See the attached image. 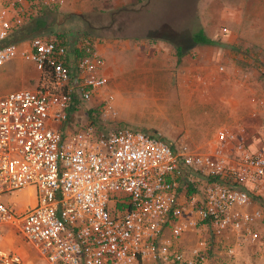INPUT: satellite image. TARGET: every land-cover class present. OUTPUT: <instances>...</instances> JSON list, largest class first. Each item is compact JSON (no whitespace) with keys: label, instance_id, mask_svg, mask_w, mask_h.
Instances as JSON below:
<instances>
[{"label":"built area","instance_id":"2783aa9c","mask_svg":"<svg viewBox=\"0 0 264 264\" xmlns=\"http://www.w3.org/2000/svg\"><path fill=\"white\" fill-rule=\"evenodd\" d=\"M61 2L0 0V65L19 57L47 79L0 95V193H34L20 208L0 202V227L15 228L48 264H211L213 241L229 260L255 244L264 236V135L220 126L200 151L121 127L46 125L66 123L67 111L105 84L89 46L76 56L53 36L4 43L13 27ZM254 100L264 112V89ZM111 101L105 94L104 115H114ZM199 231L205 237L186 243ZM0 264L36 262L11 242L0 245Z\"/></svg>","mask_w":264,"mask_h":264},{"label":"rangeland","instance_id":"374dc122","mask_svg":"<svg viewBox=\"0 0 264 264\" xmlns=\"http://www.w3.org/2000/svg\"><path fill=\"white\" fill-rule=\"evenodd\" d=\"M236 1L239 0H88L83 2V7L91 8L90 12L82 14L62 11L63 0L60 6L43 8L41 12L46 11L50 22L46 25L48 31L35 36L59 34L62 38L72 37L74 41L75 36L83 38L82 31H87L91 40L89 46L103 60L105 84L89 101L73 109L79 110L75 118L76 129L92 121L98 131L114 127L138 130L157 135L164 142L182 139L190 148L204 151L218 127L249 125L251 120L246 112L257 89L264 87V68L252 62L249 64L252 69H245L235 63L229 69L228 79L221 60L226 56L225 51L201 55L190 52L191 36L198 29L220 45L225 37L230 38L236 32L250 41L257 39L258 33L250 22L259 17L255 16L257 11L248 9L249 0H240L247 9L243 10L239 25L227 14ZM252 1L263 4L262 0ZM36 15L38 13L33 14ZM29 20H23L11 32L18 27L26 29ZM29 38L15 42L23 43ZM79 41L82 43L83 39ZM176 45L182 52L179 58L175 53ZM220 65L221 70L218 69ZM252 71L254 73H250ZM0 74V95L47 82L31 61L19 57L4 61L0 65ZM248 80L252 81V87L249 84L248 88ZM239 81H243L246 87L243 94L235 97ZM107 93L112 95L114 115L103 114V98ZM234 98L239 99L236 109H233ZM45 123L68 132L63 122L49 117ZM31 196L34 193L27 189L25 193L22 190L4 191L0 193V202H14L15 207L20 208ZM257 202L264 208V193ZM11 228L0 227V245L12 242L29 260L48 264L15 228ZM200 236L204 233H187L184 240L189 243ZM208 240L212 242L211 237ZM212 245L211 264H244V259L254 260L247 252L251 244H243L237 249L232 260L222 254L217 256L214 241ZM263 254L264 250L262 257ZM262 257L257 260L260 261L258 264H261ZM222 258L227 261H221Z\"/></svg>","mask_w":264,"mask_h":264},{"label":"crops","instance_id":"0c3cea01","mask_svg":"<svg viewBox=\"0 0 264 264\" xmlns=\"http://www.w3.org/2000/svg\"><path fill=\"white\" fill-rule=\"evenodd\" d=\"M88 1V0H63V6L60 7V9L64 12L69 13H76V14H82V13H89L91 8H86L83 7V2ZM65 2V3H64ZM263 4L259 5L256 1L249 0V3H247L248 9L252 11H257L256 17H259V19H255L254 22H250L255 30L257 32L258 37L257 39H253V41H250V38H244V35H242L239 31V33H233L232 37L227 38L225 37L224 41L220 42L221 46H214V45H208V44H194L190 47V52L195 51L198 55L209 53H216V52H222L225 51L223 54L226 56H222L221 60L222 63L225 65V75H228L227 78L229 79L230 73L229 69L232 66H235V63H238L237 67H243L245 69H252L251 64L254 62L257 66H261L264 68V0H262ZM61 4V5H62ZM245 5V6H244ZM60 6V5H59ZM247 9L246 4L244 2L236 1V4L233 5V7H230L229 14L230 19L233 20V22L237 25L241 23V16L243 15V10ZM42 10L37 11L36 13L40 14ZM46 13V11H44ZM226 14V15H227ZM34 17L33 15H31ZM82 36L86 38H76V36L73 38L75 39L72 41V37L70 38H62L65 39L64 42L67 44L68 49L71 54H75L76 56H79L84 53V50L86 47L91 44V40L88 39V32L87 31H82ZM240 37V39L238 38ZM77 39V40H76ZM79 39H83V42L79 41ZM223 46V47H222ZM90 47V46H89ZM90 49H92L90 47ZM222 50V51H221ZM230 52V53H228ZM203 56V55H202ZM232 57L233 59L232 61ZM259 69V68H258ZM261 70V69H260ZM39 72V71H38ZM250 73H254L253 71ZM1 76V74H0ZM240 82V81H239ZM249 84L252 87V81L248 80L247 85L249 88ZM236 86V85H235ZM244 87H246V84L241 81L237 87H235V95L243 94L245 90ZM264 87L257 89L255 92V97L252 98V102L250 101L248 105V110H247V117L251 120L249 122V125L241 124L244 126L246 132L250 134L252 137H257L258 135H264V112L259 109L255 102V98L259 97L263 91ZM240 91V92H239ZM8 92V91H7ZM239 92V93H237ZM6 93V92H5ZM4 94V93H3ZM236 97V96H235ZM238 100V101H237ZM237 102H239L238 98H234V106L233 109H236ZM74 111L72 108H70L68 112V118L66 123L63 124L64 129L67 130L68 132L77 130L76 129V124H75V118H76V113L78 112ZM75 115V116H74ZM252 117V118H250ZM73 121V122H72ZM61 131V130H60ZM29 191V190H28ZM26 190H22V193H25ZM29 203L32 201L31 197L28 198L27 200ZM264 237V236H263ZM260 238L255 244H252L249 249L247 250L248 254L250 255V258L253 257L254 260H246L248 264H258L260 263V257L262 254V251L264 250V238ZM221 261H227L226 259L222 258ZM245 262V263H246ZM261 264H264V254L262 257V262Z\"/></svg>","mask_w":264,"mask_h":264},{"label":"trees","instance_id":"16d2710c","mask_svg":"<svg viewBox=\"0 0 264 264\" xmlns=\"http://www.w3.org/2000/svg\"><path fill=\"white\" fill-rule=\"evenodd\" d=\"M29 19L30 20L28 22V25L26 26V29H24V28L21 29L20 27L15 28L11 33H9V35L11 34V37L8 38V36H9L8 35L5 38L4 43L15 42L18 39H21V38H24L27 36H30V37L35 36V35L40 34L41 32H47L48 31V30H46L47 29L46 25L50 22L47 20L46 13L40 12V14L36 15V17L31 16ZM53 37H55L56 39H60V40L64 41L62 39L61 35H59V34H54ZM191 43L193 45L199 43V44L221 46L219 43L215 42L213 39H210L209 37H207L201 29H198L197 31H195L192 34ZM175 50H176L175 53H176L177 57L179 58L181 53H182L180 51V46L176 45ZM89 112H91V110H89ZM90 123H92V121H90ZM96 128L98 129L97 126H96ZM191 191H192V188L190 186H188L186 188V193L191 192Z\"/></svg>","mask_w":264,"mask_h":264}]
</instances>
